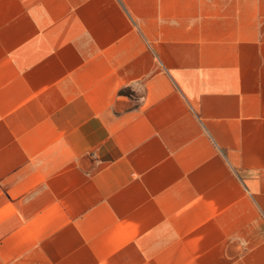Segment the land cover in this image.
Listing matches in <instances>:
<instances>
[{
	"label": "crops",
	"instance_id": "obj_1",
	"mask_svg": "<svg viewBox=\"0 0 264 264\" xmlns=\"http://www.w3.org/2000/svg\"><path fill=\"white\" fill-rule=\"evenodd\" d=\"M0 264H264V0H0Z\"/></svg>",
	"mask_w": 264,
	"mask_h": 264
},
{
	"label": "trees",
	"instance_id": "obj_2",
	"mask_svg": "<svg viewBox=\"0 0 264 264\" xmlns=\"http://www.w3.org/2000/svg\"><path fill=\"white\" fill-rule=\"evenodd\" d=\"M120 92H121V93H125V94H131L130 89H121Z\"/></svg>",
	"mask_w": 264,
	"mask_h": 264
}]
</instances>
